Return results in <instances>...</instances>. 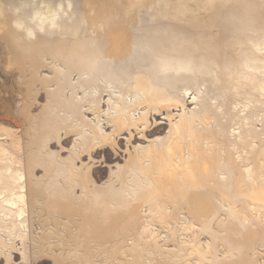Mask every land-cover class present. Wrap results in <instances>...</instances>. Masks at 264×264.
I'll use <instances>...</instances> for the list:
<instances>
[{
    "label": "bare ground",
    "instance_id": "1",
    "mask_svg": "<svg viewBox=\"0 0 264 264\" xmlns=\"http://www.w3.org/2000/svg\"><path fill=\"white\" fill-rule=\"evenodd\" d=\"M79 1L80 8H64L56 28L34 20L54 13L56 0L0 6V58L16 71V83L0 82L9 98L0 97L20 104L11 112L19 120L0 118V257L44 260L63 228L74 250L89 251L91 239L101 247L113 241L116 251L133 253L116 264H135L143 248L163 251L147 218L169 231V264H191L188 246L201 256L196 240L215 235L209 211L264 203V0H146L127 11L118 0ZM42 92L44 103L31 114ZM160 125L166 131L154 137ZM61 135H73L71 146L51 152ZM100 166L110 177L101 186ZM179 207L200 223L190 240L169 223ZM235 219L225 246L255 264L246 254L259 231Z\"/></svg>",
    "mask_w": 264,
    "mask_h": 264
},
{
    "label": "rangeland",
    "instance_id": "2",
    "mask_svg": "<svg viewBox=\"0 0 264 264\" xmlns=\"http://www.w3.org/2000/svg\"><path fill=\"white\" fill-rule=\"evenodd\" d=\"M34 1L35 0H21L22 4L25 5L29 9L33 7L32 3H34ZM64 1H65V3H64ZM112 1H115V0H112ZM144 1H146V0H118V2H122L121 6H122L123 10H125V11L130 10V8H133L134 6H136V7L138 6V8L144 7V4H143ZM14 2H15V0H0V6H2V8L6 9L8 11V10H10V9H12L14 7ZM88 2L85 1V6L86 7L90 6ZM110 2H111V0H110ZM132 3H133V6H131ZM82 4L83 3L80 2L79 0H56V5L58 7H61V8L63 6V8H62L63 10H64V8L67 9L66 8L67 5H70L71 8H74V7H76L78 5L79 6L78 8H80V6L84 5V4L83 5ZM92 4L94 5L95 3H92ZM223 4H225V3L221 2L220 6L223 7L224 6ZM39 9H44V7H39ZM1 39H0V47L3 44L2 43L3 39L2 40ZM3 63H4V57H1L0 58V78H1L0 82H3V84H4V82H7L6 81L7 79H10L11 82H14V77H13V79H11L12 77H10V74L16 73V71L13 68H12V70L10 68L7 69L6 66H4V68H3ZM7 70H9V71H7ZM7 73H9V74H7ZM44 73H46V72H44ZM5 74H6V77H5ZM14 83H16V81ZM0 96L2 98H4V99H6L7 97L9 98V94L5 93V92L1 93ZM1 97H0V118L5 117V115H6V116H9V117H12V118H15V119L19 120L18 117H16L15 114L13 115L11 113V112H13V110H14L13 113H16L17 108L19 107L18 105H20V104L17 105L16 97H13L9 104L6 103L4 101V99L1 100L2 99ZM44 100H45L44 99V93L42 92L41 94H39L37 96L36 102L33 104V106L30 107V113L31 114H34V113L38 114L39 106L44 103ZM3 104H5V105H3ZM190 107H193V105H188L187 109L190 108ZM6 111H8V113ZM86 116L88 118H91L90 115H88V114ZM156 119L158 120V117H156ZM163 122H166V121L163 120ZM5 123H3L1 125L3 128H5L7 130L10 129L9 128L10 126L12 128V125L8 124V123H6V125L7 124L9 125V126L8 125L6 126L8 128L4 127ZM157 128L158 129H156V131L158 130V133H156L157 135L154 136V137L163 136L164 135L163 131H166V126L165 125H160ZM154 131L155 130H153V132ZM152 133H151V131L148 132L147 136H149V135L151 136ZM60 137H59L58 140H56L57 142L55 141V139H53V141H55V143L58 146L53 141L51 142V144H49L50 145L49 149H50L51 152H56L57 149L59 150L60 147L62 148L61 145H63L64 148L67 150L68 149L67 147L71 146V140L74 139L73 135H69V136H67L65 138L61 135ZM63 139H66L67 142H66V140H63ZM136 142L137 143H141L138 140ZM119 144H121V147H122V144H124V142L119 141ZM122 149L124 150V148H122ZM66 153L67 152H65V153L63 152L62 153V151H61L60 155L66 157L67 156ZM101 153H103V152H101ZM83 160H86V157L83 158ZM111 163L114 164L115 162H109V164H111ZM119 164H122V161H119ZM95 171H97V172H95L96 174L94 173V175H95V177H97L96 183H98V185L101 186L102 184L108 182V179L110 177L108 175L109 173H108V169L106 167H101V166L97 167V168H95ZM35 172L36 173H40V170L36 169ZM263 204L264 203L262 201H260L258 198H255V200H253V202H250V204L246 208L241 207L240 204H238V203L237 204H232V206L231 205H226L223 208H218L217 207L219 209V211L214 212V213H216L214 217L209 216V215L212 214L213 211H215V210L209 211L208 212L209 214H207L205 216H207L208 221L211 224L210 225V228L212 230L211 232H213V234L215 233V235L211 236V234H209V233H204L203 235L200 236L199 240H196L195 244H200V250H201V253H202L201 256L192 255V251L194 250V248L192 247V245L188 246V248H187L188 257L186 258V260H189V262L191 264H195V262L197 261L198 257H200L201 264H223L224 262L226 263L228 260H232V262H234V264H242L243 263L242 259H240L241 258V252L239 251V253H238V249L230 248V247L225 246L226 243L224 241V238L226 237L225 236L226 235V231L229 230L230 228H232L235 225V221H236L235 218L236 217H241V218H243L244 222L246 223V226H244L245 230H252V232H254L256 230L259 231V233H258L259 240H257V242L255 244H253V246L251 248L248 249V253L246 254V259L247 260H249V259L252 260L251 262H253L255 264H264V208H263ZM169 206L170 205H168V206H166L164 208L165 209L164 210V214L167 217H169L168 213H170V211H172V209H173L172 205H171V207H169ZM228 207L237 212V213H235L236 216H232V217L228 218L227 214L224 211H222V209L226 210ZM235 207H237V208H235ZM169 208H171V209H169ZM144 211L146 212V214H145ZM186 212H187L186 209L184 210L183 207H179L178 208V216L179 217L177 216L171 222H169V223H173V224L177 223V225H179V226L181 225L180 226L181 228L179 227L180 229H178V230H179V234L180 233L184 234L183 236H181L184 239V241L185 240H190L189 239V237H191L190 234L193 235V233H191V230L193 231L194 228H198V226L200 224L199 222H196V221L192 222V219L190 218L189 214H187ZM184 213H185V215H183ZM140 214H141V216H144V217L147 216V206H144V207L140 208ZM186 216L189 218V220H188V218ZM216 218H218V219L220 218L219 221H220V223L222 222L221 226L217 224V221H215ZM144 220H145V218H144ZM180 220H183V221H180ZM145 222L148 223V224H152L153 225V230L155 232V238L157 239V244L162 246L161 248H163V251L159 255L158 254L156 255V254H153V253L151 254L150 253L151 250L149 251V249H144L143 248L142 252L137 256L139 258L135 262V264L136 263L137 264H169V252L167 251L171 247V246H169V242H168L169 241V237H168L169 236V231L167 230V228H164V225L161 224L162 222H152V221L148 220L147 218H146ZM158 226L161 227V228H159ZM170 226H172V225L170 224ZM63 231H64V229L61 228L62 237L61 236L60 237H55V242H56V244L58 246L55 247L53 251L51 250V252H49V251L47 252V250H45V254L47 256L43 258L44 260H40L39 261L37 259V261L34 260L35 261V263H34L33 261H31L33 259H31V257H29L28 262L30 264H53V258L57 257V258H59L61 260L62 264H79V263L83 264L81 262L80 258L81 257H85V259H87V262L90 263V264H105V263L106 264H111V263L112 264H114V263L116 264V262H118V261H123L122 260L123 259L122 256L126 257L127 255H129V257L132 258L131 255H133V253L129 252V251L126 252L125 249H123V248H122L121 251H116V249H114L115 248L114 247V243L115 242H113V241H111L110 245L109 244L107 245V246L110 247V249H109V247L102 246V247H105V250H103L104 248H102L101 245H98V244L101 243V241H98V240H95V239L94 240L91 239V241L89 240L90 241L89 242L90 243L89 248L92 246L91 244H93V247L95 246L94 247L95 249L92 247V248H90L91 250L89 249V251H83V248L80 249V250H74L72 248L73 247L72 245L74 244V239H71L69 237V234H66ZM171 232H173V230ZM232 235H235L234 231H232ZM92 240H93V242H92ZM85 241L86 240H84V243H87V241L86 242ZM94 241H96V243H98V244H96V243L94 244ZM161 241H163V242H161ZM158 242H160V243H158ZM166 242H167V244H165ZM213 242H214V244H213ZM129 244H131V241H130ZM139 244H141V242ZM112 245H113L114 248H112ZM124 245H122V247H124ZM163 245H166V246L164 247ZM96 246L97 247L100 246V249H99V247L96 248ZM125 247H127V245H125ZM140 249H142V248H140ZM84 250H86V249L84 248ZM123 252L125 254H127V255H124V254L121 255V253H123ZM13 255L15 256L17 254H13ZM13 255H12V259H11L13 262L10 261L9 263L7 262V264H14V263L21 264L20 254H18L15 257ZM134 257L136 258V256H134ZM2 258H4L3 255L0 257V260ZM131 258H130V260H132ZM144 258H146V259H144ZM237 260H239V261H237ZM4 261H5V259L4 260L2 259L0 261V264H6V262H4ZM29 263H27V264H29Z\"/></svg>",
    "mask_w": 264,
    "mask_h": 264
},
{
    "label": "clouds",
    "instance_id": "3",
    "mask_svg": "<svg viewBox=\"0 0 264 264\" xmlns=\"http://www.w3.org/2000/svg\"><path fill=\"white\" fill-rule=\"evenodd\" d=\"M63 11L61 7H58L57 10L52 13L50 16H42L41 14L37 13L34 17V20H39L41 25L47 23L51 28L57 27V20L60 18V13ZM19 28H23V25H17ZM43 27H40V31L43 32ZM28 36L30 38L34 37V34L31 30L28 31Z\"/></svg>",
    "mask_w": 264,
    "mask_h": 264
}]
</instances>
